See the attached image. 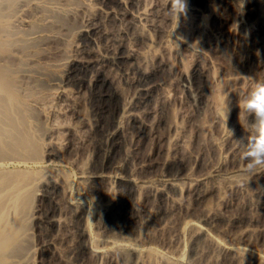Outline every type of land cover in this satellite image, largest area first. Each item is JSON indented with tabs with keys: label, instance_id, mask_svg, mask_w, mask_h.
Returning a JSON list of instances; mask_svg holds the SVG:
<instances>
[{
	"label": "bare ground",
	"instance_id": "bare-ground-1",
	"mask_svg": "<svg viewBox=\"0 0 264 264\" xmlns=\"http://www.w3.org/2000/svg\"><path fill=\"white\" fill-rule=\"evenodd\" d=\"M207 1H214L213 3H218L217 5L224 3V0ZM263 1L264 0H262V3H264ZM245 2L249 9L258 3L257 0H246ZM213 3L209 4L213 5ZM211 5L209 7H211ZM226 5L228 4L226 3ZM214 6L215 5H213V8H210L211 10H209L213 17L212 19L215 21L221 20L224 23L222 26L218 25L217 28L211 27L215 29V32L212 33L211 31L214 41L211 42V44L209 43L210 47L209 45H207L208 48L206 47L208 50H213L211 54H213L215 50H221L220 52H222L228 46L230 47L232 42L230 40V35L233 33L232 31L234 28L236 30L237 39H239L238 42H240V38L242 39L243 37L245 41V33L249 32L248 30L244 32L246 29L244 28L245 25H242L244 23L242 22L244 19L243 15H240L238 18L231 21L232 19H225V17L227 18L228 15L225 17L220 15L221 10L218 6L217 7L219 9L217 12L212 10L214 9ZM240 6L241 4L238 7ZM197 7L188 5L186 15H182L179 18L178 25L176 26L177 29H174L173 25L175 18L170 17L167 13V0H0V264H14L15 261L18 260L16 258L21 259L25 255L26 250L30 253L31 248L27 249V246L29 247V245L26 246L28 243L25 241L28 239L24 238V229L21 231V233L19 231L22 230V228L19 229L18 225L20 224V226L23 227V225H21L22 222L19 223L21 219L17 218L20 214L22 215L25 213L28 205L30 206L29 200H24V194L26 193H24V191L26 190L27 186L30 187L29 185L32 183L29 182L32 181L30 180L31 175L27 173V170L25 171L26 173L19 172L17 170L11 171L8 170L6 166L9 162H13L16 159L27 162L29 159L32 160L33 158V160L35 159V161H39L40 157L42 158V156L35 157L32 156L33 154L31 153L33 152V147L36 145L34 140L37 139L40 133L45 136L47 143L45 145L46 149L44 152L46 156L50 158V160L51 158L55 159V157H58V155L55 153L56 146L65 147L69 151H74L78 147L76 152H74L77 153L78 151L79 156L77 155V157H75V155H72L67 161L61 160V162L71 164L79 173L78 191H76L77 189H73L72 184H70L71 181L68 182V184L66 183V186H64L65 190H63L66 192V196L64 195L66 200L64 202H66L67 206L79 207L80 205L84 204L86 201L85 197L90 193L88 192L87 195H84V191L90 190L92 193L98 192V190L95 191L91 189L92 186H94V189H96L102 185L101 187H105L106 189V191L103 190L105 193L112 194L114 192V196L119 195L120 193L124 194L123 192L128 185H130V187H137L138 190L142 191V202L144 205L139 204L140 209H138V211L142 209L144 213H146V216L144 217L145 219L143 218L142 220L140 214L139 219L142 221L139 220L138 217L134 219L143 223V225L140 223L142 227H138L140 229L138 231H142L144 229L143 226H146L147 228L151 227L154 229V231H151L149 228L150 230L146 229L142 232H139L141 234L138 233V236L135 235V237H133L134 234H131L130 236H132V238L127 235L129 237L127 241H132V249L138 253V256L140 255L139 257H141V264L147 263L145 255H149L151 249L157 250L156 255H158L156 257L160 262L159 264H264V173H260L253 177V179L249 181V184L245 183L243 187L239 185L235 177L239 170L244 166L245 161L242 159L241 153L236 148L234 143L227 138L223 128L221 134H219L220 138L216 142L217 144L219 143L220 147L222 146V148L219 146L217 147L222 150H220L222 153L219 151L220 156L218 159L216 158V161L212 160L211 162L209 160L211 164L210 162H206L207 160L204 162L205 158L203 159L200 154H197L196 156L194 155L196 153H194L191 154V156L194 158L191 160L192 162L194 161L193 165H195V167H199V169H196V171H193V166L192 168L188 167V169L184 168L186 170L180 176H178L179 174L177 176L164 174L166 173V170H164V173L158 172H163V170H158V168L163 162H165L164 160L174 159L172 156L173 153L174 156H176V153L179 157H181L180 154H182L183 149L187 147V141L189 145V143L191 144L195 140L197 142L201 140L200 137L196 136L197 138L191 141L194 138L190 137L192 136L191 133L194 130L192 128L194 127V122L193 119L189 117L188 113H186V109H184L185 100L180 94L181 91L178 87H172L173 98L178 102V104H180L178 113L182 119H178L181 121V124L179 123L181 126H179L177 122L175 126L177 125V128L181 127L184 129V135H178L176 133L177 135L175 134V136L172 137L171 132L173 131L170 132L172 128L168 131L170 132V135L168 133V137L171 136V138L166 140L169 142L170 139H173L170 141L172 143L170 150H166L164 148L165 153L169 151V154L171 153V150L174 152H172V155L165 154V156L167 155L170 157L171 155L172 158H167L166 156L165 158L167 159H162L163 162H159L161 164L157 165L158 161H156V159L158 160V158L156 157L161 152V150H163L162 147L168 143L167 141L163 140V142L165 141L166 143L163 145L161 142V136L158 135V132L155 129L160 127L162 118L164 116H162V114H164L162 113L164 106H162L159 101H163L165 97L164 95L160 96L161 93L157 91L161 83H156L155 81V84L152 83V85H149L147 83H143V79L142 81H137L135 80V75V79H132L130 76V71L125 72L132 79L130 80L132 81L131 84L134 85H132L133 89L132 86L131 88L129 87L132 89V93L128 94L130 92L128 89L127 99L125 97V100H123L124 103L119 107L117 106L118 109L116 108L117 111L115 110L117 112L115 116L116 118L114 119L111 127L107 129L108 131H106L105 136L103 137L106 139L107 148L110 150L109 152H122V149L125 150L126 154H124L123 160L121 161L120 157L122 156H120L121 153L119 152L120 154H116L119 156L120 160L117 158L119 162H117L116 165L112 166L115 158L113 160V157L107 156L111 157L113 161L110 162L108 166H106V163L105 167L102 168L100 165L99 169H95L91 165V168H89L87 164H85L86 161H90L88 158L89 154L86 153L91 152L89 151L91 150L90 148L87 149L88 151L84 150L87 154V157L84 155V152H81L83 156L80 157L81 154L79 151H83L82 149H85L88 145L91 147L93 143L90 144V142L94 141L91 138V131L93 129L91 128L92 125H90L91 123L89 124L90 120H87L80 103L82 95L84 94H82L83 88L88 87L92 90L97 89L104 84H108L109 86V82L107 83L108 77H106V74L111 70L112 67L114 68L115 64L118 65L125 62L128 65V70L136 68L138 65L139 51L142 47L141 45L139 47L137 45V41L141 40L140 38H142V40L145 39L146 41L148 40L152 42L154 46L157 45L156 48L158 49L160 47L162 52L170 50L169 48H171L173 43L172 41H178L183 45L185 50H187V54H189V52H191L193 56H203V54H206L205 48L203 49V47L199 46V43L198 45L193 44L190 41L191 35L187 36L189 34L188 31L191 30H187V28L190 27L187 19L190 20L191 15L192 17L196 18L194 16L196 13V16H200L198 14L200 12V7ZM263 10L264 5H262V11ZM189 12L194 13V15L190 13V18ZM263 14H261V18ZM259 20L261 19L259 18L258 21ZM262 22H264V20ZM194 25L195 24L193 23L192 26ZM193 31L191 33H196ZM197 32V34L202 37V35L199 34V29ZM152 33H154V36H152ZM234 34L235 32L233 35ZM72 35H75L76 37L78 36V38L76 42H72L71 44L70 38H74ZM207 35H210L209 31ZM251 35L250 37L252 38L254 34L253 36ZM258 36H254L255 41L259 39ZM148 41L146 44H148ZM259 43L260 42L257 41L254 42V47L256 46L261 48ZM234 45H237V41ZM250 45L253 44L250 43ZM197 46L200 51L197 49ZM241 46L243 47V44H241ZM254 47L252 46V48ZM172 49L174 50L173 47ZM256 51L254 52L256 53ZM216 52L218 53V51ZM179 53L180 55L182 54L181 52ZM257 54L258 53H256V55ZM145 57L147 59V56ZM158 57L157 59L159 62V67L162 66V64L165 65L162 63L164 60H159L160 57ZM149 58L151 59V57ZM216 58L213 59L215 60ZM255 61L257 62L256 66L258 68L257 73H259V70L260 72L262 71L259 73V78H262L260 75L264 73V61H262V58L259 57V55L255 58L254 62ZM250 63H252V61ZM154 65H156V67L158 66L157 64ZM124 66H126V64ZM204 68L205 67H203V69ZM248 68L247 72L250 74L252 70L250 71L251 68ZM257 68H255V70H257ZM207 69H209V66ZM219 69H221V67ZM245 70L246 68L244 71ZM237 71H240V69ZM53 72L54 74L57 73L55 74L57 75L56 77L51 75ZM220 73L223 75V72ZM220 73L218 75H220ZM240 73H237V75L232 73L234 76L231 75V77H228L229 75L227 74V78L224 79L219 77L222 80L221 86L223 93L226 94V96H229L228 100L229 107L231 105V110L229 113L228 126L231 125L235 127L234 139L241 138L243 133L242 128H237L235 126L237 125L235 118L237 117V114H240V110L237 107V100L247 93L252 84L251 80L241 77L247 76L246 71L245 74ZM253 75L251 76L254 77ZM262 75L264 77V74ZM51 76L55 78L52 79ZM122 76L126 78L125 75L122 74ZM120 78L122 79V77ZM219 78L217 80H219ZM127 82L129 83L128 78ZM68 85H71L72 90L74 89L72 87L74 85L77 90L74 89L73 93H70L69 90L71 88L69 86L68 89ZM243 85L245 86V89ZM163 92L164 91L162 89V93ZM55 99H57V101L59 99L61 103L59 102L60 104L58 107H56L58 104L57 103L54 106L56 108H53V103L51 102ZM165 100L162 102L163 105L165 104ZM216 105L214 106L215 109ZM222 105L223 104L220 106V104H218V113L214 117L211 116L213 119V121H210L211 126L215 122H221V110L223 108ZM37 118L40 119V121H42V118L46 120V132L43 130L38 133L37 129H35V127L38 128L37 126L40 122L38 120L39 122L37 123V126H34V121L37 122ZM189 118L192 120L191 122L188 121ZM190 126L193 129L192 131ZM219 126H221V124ZM188 127L191 131L190 134L188 133ZM174 128L176 129V127ZM130 129H132L133 133H135L134 135H132L133 133L131 134V132V135H129L128 132ZM207 129L212 130L209 128ZM159 132L162 133L161 131ZM195 134L196 133L194 132V136ZM150 136L154 137V143L151 142L153 145H151L153 151L150 147H148L150 141L147 139L152 138ZM165 136L167 138V135ZM211 137L214 136L211 135ZM155 138L158 139L155 140ZM38 141L37 143L39 144ZM147 142L148 144H146ZM170 142L166 146L169 147ZM213 142H215V140H213ZM161 143L163 146H161ZM144 146L145 148L148 147L151 152L148 149L144 151ZM34 149L36 150L35 147ZM142 150L144 152L149 151L147 154L144 153L145 158L142 157ZM197 150L194 149L193 151ZM103 151L106 152L107 150ZM197 152L199 153V151ZM45 154L43 153V155ZM108 155H110V153ZM112 155L116 157L115 154ZM162 155H160L161 157L159 158V161H162L161 158L164 156ZM191 156L190 158H192ZM141 157L145 159L144 161H148L145 163L142 161L143 159ZM85 158H88V160L85 161ZM183 158L184 156L181 157L182 161ZM149 161L150 164L148 163ZM143 163L145 166H147L146 164L150 165L148 167V171H145L146 168ZM170 163L171 162H169V164ZM189 163L191 162L188 161V165ZM206 163L209 165L207 166ZM185 164L187 165L186 162ZM202 165H206L207 167H203L204 169H201ZM126 166L130 167V169H126ZM156 166L158 168H155ZM53 167L57 166L55 165ZM61 167L51 170H43L42 168V174H39L35 180L37 181L38 179L39 185L42 184V186H48L49 184L61 186L69 180L64 179L63 173L61 172ZM32 177L34 176L32 175ZM175 187L179 188L181 191L180 195H182L180 197L183 198L177 197L179 198L177 199L174 198L175 196L173 194H171V190ZM27 191H29V189ZM112 195L110 200L113 199ZM142 196L140 195L141 198ZM153 197H156V199L158 198V203L153 202ZM102 199L101 202L98 200L101 205L98 204L100 205L98 206L99 208L96 207L97 212L95 210L94 212L89 211L90 213L87 211L89 213L88 218L86 217V220L88 221L86 222L87 226L92 215H96L98 212H101L104 205L107 204L103 210L108 207V202H106L107 199L103 201ZM113 201L116 200L114 199ZM168 201H170L172 204V206H170L171 210L174 211L175 208L180 207L179 209L185 211V215L183 216L180 214L183 217L179 215V218H181L180 220L177 218L179 222L172 226V231L169 229L171 231L169 234L172 233L173 236H170L171 238L169 239L168 234L167 240L169 239V241H167L165 244L163 243L165 246H163V244L160 245L163 246L162 248H158V241L155 240V238L164 227L166 228L167 225L164 226L163 224L170 220L166 219L168 218L166 216H168L169 213H167L168 211L164 209L165 207L163 208V206L168 207L167 205H170V202L169 204H165L168 203ZM191 204L194 206L193 211L191 210ZM155 205L158 207V210L156 208L155 213L152 214L153 212L151 213L150 210L154 206V211L156 207ZM141 206L144 207L141 208ZM241 207H244L245 210L247 209L250 211V213H252L251 216H247L246 218L243 217L244 215L241 216L238 214L239 212H237L236 209L239 211L238 208ZM196 208L199 210V214H196ZM33 212V216L37 217V208L36 211L34 210ZM149 212L151 214H148ZM169 212L172 213L170 210ZM136 213H138L137 209ZM182 213L184 214V212ZM23 216L25 215H22V218H25ZM59 216L60 217L57 218L56 223H58L60 227L69 223L68 219H66L64 216ZM175 217H177V214ZM177 219L175 218V220ZM172 221L173 220H171V224H173ZM98 234L95 236L96 238L99 237L98 239H95V237L91 238L92 252L96 254L97 259L99 258L102 264H117L118 259L117 261L115 260V256H117L115 254L118 240L114 239L115 237H111L110 234L102 235L100 233L102 237L98 236ZM156 239L160 238L157 237ZM163 240L161 241L164 242ZM44 244L47 245V247L49 246L50 249H58V242L54 240ZM152 262H154V260Z\"/></svg>",
	"mask_w": 264,
	"mask_h": 264
},
{
	"label": "rangeland",
	"instance_id": "rangeland-1",
	"mask_svg": "<svg viewBox=\"0 0 264 264\" xmlns=\"http://www.w3.org/2000/svg\"><path fill=\"white\" fill-rule=\"evenodd\" d=\"M226 1L224 0V3L225 4L222 3L221 4L222 6L219 4L221 6L220 7L219 5H217L218 3L217 4L216 3H213L214 1H210L209 2L207 0H204V1L203 0H187V5L194 6V7H197L198 6V7H200L199 11L200 12L202 11L201 14H200V12L198 13L201 17L198 16V15L196 16L197 13L194 15L193 12H189V18H190V15L193 14L197 19L194 18V17H192V15H191L190 20L187 19V21L190 24V25L187 24V25L190 26V27L187 28V30H190L191 29L190 31H188L189 34L187 33L188 34L187 36L191 35L190 41L193 44L198 45V43H199V46L203 47V49L205 48V53L206 54H203L204 57L203 56H197V55H194L193 56V54L191 52H189V54H187V50H185V48L183 47V45L180 42H178V41H172L173 42L172 43L173 46L171 45V48H169L170 50L168 49L169 51H163L162 52L160 47L158 49L156 48L157 45L154 46L152 42H150V41L147 40L148 41V44H149L148 45V44H146L147 41L145 39H143L144 40L143 41L142 38H140L141 40H138L137 41L138 43L137 42L136 43H137L138 47L140 45L142 46L140 48L141 49L140 51H142L143 53L139 51V55H138L139 56L138 65L136 66V68L131 69V70H128V65L125 62L120 63L121 65L120 64H118V65L115 64L114 65V68L112 67L111 70L108 71L107 74H106V77H108L107 78V80H108L107 83L109 82V86H108V84L107 85L104 84V85H101L99 88L92 89V90L90 88H88V87L87 88L86 87L83 88L82 94L83 93L84 94L82 95V98H81V102L80 103H81L82 109H83V111H84V113H85V115L87 117V120H90L89 121V124L91 123L90 125H92L91 128H93V129L91 131V134H92L91 135V138L94 141H91L90 142V144L93 143V145H91V147H89L90 145H88L85 149H82L80 147L83 151H79V152L81 154L80 157L83 156V154H82L83 152H84V155L86 157H87V154H89V157L88 158L90 159V161L87 162L86 160H88V158L87 159L85 158V161H86L85 164H87V166L89 168H91V166H92L95 169L96 168L99 169L100 168L99 167L100 165L103 168V167H105V164L106 163H107L106 166H108V164H110V162H112L114 160V158H115V160L113 161L114 163L113 164L111 163V164H112V166L116 165L117 162H119V160H120L119 159V156L116 153H118V154L121 153L122 155L120 154V156H122V157H120V158H121V161L123 160L124 154H126L125 153V150L122 149V152L124 151L123 153L120 152V151H119L120 153L119 152H112V151L109 152L110 150H108V148H107L106 139L103 138V137L105 136L106 131H108L107 129H109L111 127V125L114 122V119L116 118L115 117L116 114H117L116 111L118 109L117 106L119 107L120 105H122L124 103L123 100H125L124 98L126 97V99H127L128 94L132 93V89H133V86L134 85L131 84L132 83L131 80L132 79H135V77H136L135 80L142 81V79H143L142 82L143 83H147L149 85H152V83L155 84V81H156V83H161V85L158 87V90L157 91L159 93H161L160 96L161 95L162 96L164 95L165 98L163 99V101L166 99L164 105L162 104V102H163L162 100L159 101V103L162 106H164L163 112H162V113H164V114H162V116L163 115L164 116H163L162 121H161L162 127L160 125V127H157L155 129L158 132V135L161 136V142L163 143V145L166 144L165 141L168 142V140H166V139L171 138V136L168 137V133L170 135V132L171 131L174 132V135H173V132H171L172 133L171 134L172 137L175 136L176 133L178 135L179 134L180 135H184V132H183L184 129H182L181 127L177 128V125L175 126L176 122H177V124L179 126H181L180 125L181 124V121L178 120L180 118V116H179L180 114L178 113L179 112V109L178 108H180V106H179L180 104H178V102L175 101L174 98H173V90H172V87L173 86H176V87H178L180 89V91H181L180 94L182 95L183 99L185 100V108L184 109H186V113H188L189 117H191V119H193V122H194L193 123L194 124L193 126L195 128L192 127L194 130L190 126L191 131L193 130L192 133L189 130V127H188V131H189L188 133L189 134L191 133V135H192L190 137H192V138L194 137L191 141H193L194 139H196L197 138L196 136L200 137V139H201V140L198 139V140H200L198 142L195 140L197 143L195 141H193L192 142L193 144L192 143L191 144L189 143V145L187 143L188 141L186 142L187 145L186 144L185 145L187 147H185L183 149V151H182V154L183 155L180 154L181 157L184 156V158H183V161L184 162L182 161L181 157H179L176 153H175L176 156H174V153L172 155V152H174L173 150H171L170 151L171 153H169V154H171L175 160L174 159H171V160L167 159V158H172L171 155H170V157H168L166 155L167 158H165L166 157L165 154H168V152H169V151L168 152L166 151L167 153H165V149L166 150L167 149L170 150V147H171V144H172L170 141H172L173 138L169 140V142H170L169 147L166 146V145H168L169 142L166 145H164V146L161 143V146H163L162 149L164 150V151L161 150V152L163 151L164 153L163 152L162 153L160 152L158 154L159 157L158 156L156 157V158H158V160L156 159V161H158L157 162V165L161 164L163 162L164 158L167 159V160H164L165 162L166 161L167 162L166 163L163 162L159 166V168L157 166L155 167V168H158V170H161V171L163 170V172L158 171L159 173H164V170H166L165 171L166 173H164V174H168L170 176H177L179 174L178 176H180L181 174H183L185 172L186 169H184V168H187L188 169V167L192 168L193 166H194L192 168L193 171H196V169H199V167H197V166L195 167V165H193L194 164V161L192 162V160L194 158L191 156V154H194V153H196V154H194L196 156H197V154H200L203 159L205 158L204 159V162H205V160H207L206 162L209 163L210 161L212 162V160H215L216 161V158L218 159V157L220 156L219 153L222 150L219 149V148H217L219 146V143L217 144L216 142L220 138L219 137V134H221V131H222L223 126H222V122H220V123H216L215 122L211 126L210 125V123H211L210 121H213L212 117H214L218 113L217 112L219 110L218 104H220V106H221V104L224 105V102H225L224 99L226 97V94L223 93V89H222V86H221V82H222L221 79L222 78L223 79L224 78H227L226 76H228V75H229L228 77H231V75L234 76V74L237 75V73L239 74L241 71H243V72H241L242 74H245V71H246L247 76H251L254 73L253 76L256 77L257 79H264V77L262 75L264 73H262L260 75V77H262V78H259V73H261L262 71L260 72V70H259V73H257L258 72V68L256 66L257 65V62L256 61L254 62L255 58L258 55H259V57L262 58V61H264V58H263L264 57V22H262L264 20V17H263L264 16V14H263L264 13V10L262 11V5H264V3H262V0H260V1L257 0L258 3H256L255 6L252 7L253 9L252 8L249 9L246 6L247 5L246 2H245L246 0L245 1L244 0H226ZM236 2H237V4H236ZM209 3H213V5H215L214 6V9H212V10H214V11L217 12L218 9L220 8V10H221L220 12L221 13L222 12H225V13H222V14L219 12L221 16H224L225 17V16L228 15V17L227 18L225 17V19H232L231 21H233L236 18H238L240 15H243L244 19H243L242 22H244V23L242 25H245L244 28L246 29V30H244V32L247 31V30L250 32V33L247 32L249 34L245 33V41H244V37H243L242 38L243 40L240 38V42H238L239 39H237L236 30L234 28V30L232 32L233 33L235 32V34L233 35V33H232L231 34L232 36L230 35V40L232 41L231 44H230V47L228 46L222 52H220L221 50H215L214 53L211 54L213 50H210V49L208 50L207 49L208 48L207 45H209V47H210L211 42L214 41L213 40V36L211 34L213 32H215V29L214 28H211V27H216L217 28L218 25L219 26H222L224 22H222L221 20L215 21L214 19H212L213 17L210 14L211 12L209 10H211L210 8H213V5H211ZM226 3L228 5H226ZM238 4L239 5L241 4L242 7L241 6L238 7L239 6ZM210 5H211V7H209ZM223 8H225V9H223ZM241 8H242V10H241ZM215 9H217V10H215ZM243 9H244V11H243ZM237 10H238V12H237ZM241 11H243V12H241ZM261 14H263V16H262L263 19L261 18ZM210 15H211V17H210ZM198 17H199V19H198ZM259 18L261 20L258 21ZM193 23L195 24L194 26H192ZM174 26L175 27L177 26L176 20L174 21L173 28L174 29H177V27L175 28ZM254 28H255V30H254ZM195 29L197 31L199 29V34L202 35V37L197 34L198 32ZM201 29H203V30H201ZM256 29H259V30H256ZM193 30L196 33H191ZM208 31L210 33L209 36L207 35L208 34ZM211 31H212V33H211ZM258 32H259V34H258ZM255 33H257V34H255ZM153 34L154 33H152V36H154ZM253 34H254V36H256V35L258 36L259 35L258 36L259 39L256 40V41L257 42H260L259 44L261 45L260 46L261 48H258L256 46L254 47V42H256V41H255V37L253 36ZM250 35L253 36V37L251 38ZM73 36H74V38H70L71 39L70 40L71 44H72V42L73 43L76 42L77 41V38H78V36L76 37L75 35H72V37ZM194 36L195 37L197 36V37L195 38ZM192 37H193V39H192ZM204 37H205V39H204ZM195 39H198V40H195ZM247 39H250L251 41L252 40L253 41L251 42L250 40H247ZM234 41H235V43H234ZM236 41H237V45H236L237 47L234 45V44H236ZM248 41H250V42H248ZM203 42H205V43H203ZM241 42H243V43H241ZM239 43H240V45H239ZM250 43H252L253 45H250ZM241 44H243V47L241 46ZM255 44H257V43H255ZM145 45H147V46H145ZM252 46L254 48H252ZM172 47L174 48V50L172 49ZM256 50H258V51H256ZM206 51H208L210 53H208ZM216 51H218V53ZM254 51H256V53H258V54L256 55V53ZM171 52H173V53H171ZM179 52H181L182 54L180 55ZM254 53H255V55H254ZM160 54L162 56H164V57H162ZM157 55L158 56L160 55L159 56L160 58ZM177 55H178V58H177ZM145 56H147V59H146ZM148 56L151 57L152 61H151V59ZM156 56L159 58V60L163 59L164 61H162V63H164L166 66L162 64V66L159 67V62H158V59H157ZM246 56H248V57H246ZM212 57L213 58H216V59L214 60ZM155 59L157 60V62H156ZM165 61H166V63H165ZM251 61H252V63H250ZM253 62H254V64H253ZM199 63H200V65H199ZM125 64H126L127 67L124 66ZM154 64H157L158 66L156 67V65H154ZM251 65L253 66V68H252ZM152 66H154V67H152ZM208 66H209V69H207ZM219 66L221 67V69H219L220 68ZM203 67H205V68L203 69ZM243 67L246 68L245 71H244L245 68H243ZM121 68H122L123 71L121 70ZM247 68L248 69L251 68L250 71L251 70L253 71V72L251 71L252 73L250 72L251 75L248 74L249 72H247L248 71ZM255 68H257V70H255ZM155 69H157V70H155ZM238 69H240V71H237ZM218 70H219V72H218ZM234 70L237 71V72H235ZM125 71L126 72L130 71V76L132 77V79H131L130 76H128L126 74ZM123 72H125V73H123ZM220 72H223V75ZM229 72H230V74H229ZM219 73H220V75H218ZM232 73H234V74H232ZM55 74H57V73H55ZM55 74H54V72H53V74L51 73V75H53V76L56 77L57 75H55ZM122 74L125 75L126 78L124 76H122ZM134 75H135V77H134ZM149 76H151V77H149ZM55 77H52V79L55 78ZM112 77L113 78L115 77V78L113 79ZM120 77H122V79ZM215 77H216V79H215ZM127 78L129 80V83L127 82ZM218 78H219V80H217ZM171 81H172V83H171ZM69 86L71 88V85H68L67 86L68 89H69ZM131 86H132V89H130ZM72 87L77 90V88L74 87V85ZM128 89L130 91L129 93H128ZM162 89L164 91L163 93H162ZM244 89H245V86H244ZM73 90L71 88L69 90V92L70 93H73ZM122 91H124V92H122ZM74 94H75V91H74ZM126 94H127V96H126ZM215 95H217L218 97L215 96ZM53 101H55V102H53ZM53 101L51 102V103H53V108L58 107V105L61 103V101L59 99H58V101H57V99H55ZM216 103H217V105H216ZM55 105H56V107H54ZM215 105H216V109L214 107ZM230 107H231V105H230ZM215 110H216V112H215ZM208 114L209 115L211 114V115L209 116ZM212 114H214V115H212ZM233 115H234V113H233ZM238 115L239 114H237V117L235 116L237 118V119L235 118V122H237L236 123L237 125H235V126L237 128H242V130H243L242 137H243L244 134H245L244 133L245 130L241 126L240 122L241 123L243 122L245 124V129L246 130H247V123H246V121L244 119V114L243 113L240 114V122H238L239 121V116ZM181 119L182 118H180V120ZM191 119L189 118L188 121L191 122L192 121ZM36 120H37V122L34 121L35 122L34 123V126L35 125L37 126V123L40 121V119H38V118ZM41 120L42 121H40L38 123V126H37L39 129L35 127V129H37L38 133H40V131H43V130H44V132H46V124H47V123L45 124L46 120L43 119V118ZM189 123H188V125H189ZM39 124H40V126H39ZM220 124H221V126H219ZM173 126L176 127V129ZM210 126L213 127V128H211ZM228 127L229 128L232 127L231 129H234L235 130V127L234 126L229 125ZM207 128L212 129V130H208ZM178 129H179V131H178ZM169 130H170V132H168ZM159 131H161L162 133H160ZM130 132H131V134L133 133L132 129L129 130V132H128L129 135H131ZM194 132L196 133L195 136H194ZM134 134L135 133H133L132 135H134ZM162 134L167 135V138H166L165 135H162ZM189 134H188V136H189ZM211 135H213L214 137H211ZM43 136L44 135L40 133L39 136L37 137V139L39 141L37 139L34 140V142L36 144L34 147L36 148V150L33 147V149H32L33 152L31 151L32 152L31 154H33L32 156H35V157L42 156V158L40 157L39 161H35V159L33 160V158H32V160L29 159L27 162L22 161V160H19V159H16L13 162H9L7 164V166H6L8 168V170H11V171L12 170L13 171L17 170L19 172H23L24 173L27 170V173L31 175V179L30 180H32V181H29V182H32L29 185L30 187L27 186V188L29 189V191H27L28 190L27 188H26V190L24 188V190H25L24 193L26 192L24 194L25 195L24 200H26V201L29 200L30 206L28 205V208H26V211H25L26 214L25 213L22 214V215H25V216H23L25 218H22V215L21 214L17 218V219H19V218L21 219V221L19 223L22 222L21 225H23V227L20 226V224L18 225L19 226V229L22 228V230H19L20 233L24 229V231H23L24 234H25L24 235V238L25 239H28V240L25 241V242L28 243V244L25 243L26 246L29 245V247L27 246V249H30V248L31 249H30V253H29V251L27 252V250H26V253L27 254L25 253V255L21 259L20 258H16L18 260L14 259V260H16L14 264H100L101 263L100 262V259L99 258L97 259L96 254H94V252H92V249H91V238L97 236V234L99 232L102 235H105V234L109 235L110 234L111 237H113V238L115 237L114 239L118 240V244H117V248H116V254H115V255H117V256H115V258H116L115 260L117 261V259H118L117 264H118V262H119V264H141L140 263L141 257H139L140 255L138 256V253L132 249V247H131L132 241L131 242L130 241H127V239H129V237L132 238V236H130L131 234H134L133 237H135V235L138 236V233L139 232H142L143 230H146V229H149V228L151 229V231H154L153 228H151V227L147 228L146 226H143L144 229L142 231H138V230H140L139 228L142 227L140 225L141 221L146 216V213H144V211L142 209L139 210V211L142 212L144 214V216H143L142 213H140L138 211V209H140L139 206L140 205H144L143 202H142L143 201V196H142L143 194H141L142 191L141 190H138L137 187H130V185H128L125 188V191L123 192L124 194H122V193H120L119 195H116L115 194L117 196L116 197V196H114V192L112 193L113 195L110 194V193L109 194L108 193H105L103 190L106 191V189H105V187H101L102 185H100L101 188L100 187H97L96 189H94V186H92L91 189H93L95 191L98 190V192L92 193L90 190L84 191L83 192V194L85 193L84 195H87L88 192L92 193V194L89 193L85 197V200L86 201H85L84 204L80 205L79 207L78 206H76V207L75 206L74 207L67 206L66 205V202H64L66 200V197H65L66 196V192L64 191L65 190L64 189L65 188L64 186H66V183L68 184V182L71 181L70 184H72L73 189H75V190L77 189L76 191H78V187H79V180H78L79 177L78 176H79V173H78V171L71 164H68L66 162H61V160H66L67 161V160H69V158H71L72 155L73 156L75 155V157H77L78 151H77V153H75V152H76V149H78V147L74 150L75 151L74 152L73 150L72 151H69L68 149H66L65 147H62V146L61 147L56 146L55 149L57 151L55 150V153L58 155L59 158L58 157H55V159L54 158H51V160H52L51 161L50 158H48L46 156L45 152H44L45 149H46V146L45 145H46L47 142L45 140V136L44 137ZM92 136H95V137H92ZM162 136H164V137H162ZM208 136L211 137V138H209ZM150 137H152V136H150ZM157 139L158 138H155V140H157ZM147 140L150 141L148 147H150L152 149V151H153V148L151 147V145H152V143H154L153 142L154 141V137L149 138ZM163 140H165V141L163 142ZM213 140H215V142H213ZM37 141L39 142V144L37 143ZM148 142L146 144H148ZM155 143H156V141H155ZM148 147L145 148V146H144L143 147L144 151H146L147 149L150 150ZM80 148H79V150H80ZM88 148L91 149V150H89V151L92 152V153L90 152L91 155H90L89 152H86L87 154L85 153V151H88L87 150ZM220 148H222V146ZM192 149L193 150L194 149L195 150L198 149L197 151H199V153L197 151H193ZM103 150H107V151L104 152ZM191 150H192V152H191ZM144 151L142 150V152H143L142 155L143 156L142 155L141 156L145 158L144 153L147 154L149 151L148 152H144ZM107 152H109L110 155H108L109 153H107ZM150 152H151V150H150ZM37 153H39V154H37ZM43 153L45 155H43ZM104 153H106V154H104ZM112 154H115L116 157H114ZM160 155L163 156L161 158V160L163 159L162 161H159L160 160L159 158L161 157ZM44 156H46V157L43 158ZM107 156L113 157L112 158L113 160L111 159V157H107ZM190 156L192 158H190ZM144 158H142L143 159L142 161L145 160ZM147 161L148 160H146L144 162L146 163ZM168 161L171 162V163L169 164ZM178 161H180V162H178ZM188 161L191 162V163H189V165H188ZM159 162H161V163H159ZM185 162L187 163V165L185 164ZM211 162H210V164H211ZM148 163L150 164V161ZM208 163H206L207 166L209 165ZM166 164H169V165H166ZM203 164H205V163H203ZM55 165L57 167H61L62 166L61 167V172L63 173L64 179L65 180L69 179V180L66 181L64 184H62L61 186H57V185H53V184H49L48 186L47 185L42 186V184L39 185L38 179H37V181L35 180L38 177V175L39 174H42L43 170H45V169H50L51 170V169L57 168V167H53ZM95 165H96V167H95ZM146 165L147 166H145V164H144V166L146 168L145 171H148V167L150 165H148V164H146ZM207 166L206 165H202L201 166L202 167L201 169H204ZM163 167H164V169H163ZM11 168H13V169H11ZM18 168H19V170H18ZM42 168H43V170H42ZM127 168L130 169V167L126 166V169ZM160 168H162V169H160ZM33 172H35V173H33ZM32 175L34 177H32ZM32 178H34V179H32ZM77 184H78V186H77ZM31 185L33 186V188H32ZM74 185H76L77 187L74 186ZM102 188H104V189H102ZM131 188H133V189H131ZM171 192H172L171 194H173L175 196L174 198H177V197L182 196V195H180L181 194V191L177 187L173 188L171 190ZM125 194H126V196H125ZM111 195H112V198L113 199L110 200ZM140 195L142 196V198L140 197ZM119 197H121V198H119ZM102 198H104V199H102ZM153 198H154L153 199V202L158 203V198L157 199H156V197H153ZM180 198H183V197H180ZM101 199H102V201L107 199L106 202H108V207L105 210H103L107 206V204L106 205L103 204V203H106V202H103L102 203L104 205V207L102 208V211L103 212L101 211V212H98L96 215H92L91 219L89 220L88 226H87L86 225L87 224L86 222H88V221L86 219L88 218L89 213L91 211L94 212V210L97 212V208L96 207H98V206L101 205L100 204ZM114 199L116 201H113ZM140 199H142V200H140ZM177 199H179V198H177ZM98 200H100V202H98ZM169 202L170 201H168V203H165V204H169ZM98 204H100V205H98ZM134 204H136V205H134ZM192 205L193 204H191V206ZM167 206L169 208L166 207V206H163V208L165 207L164 209L168 211V212L167 211L166 212L170 214V215L168 214V216H166V217H168L166 219L167 220L170 219V220H168L169 222L168 221L167 222L164 221L166 223H164L163 225L164 226L165 225H167V226L169 225V226H168V228H167V226H166V228L164 227L165 230L163 228L159 232V234L157 236L161 240L164 239L163 240L164 242H162L160 239H156L157 237L156 238L153 237V238H155V240L158 241V245H157V247L159 246L158 248H162L163 246H165L164 244L167 241H169V239L171 238L170 236H173L172 233H170L171 234L170 235L169 232L172 231V229H171L172 226H174V224L176 225L179 222V220L181 219V218H179V215L180 214H182L183 216L185 215V211L182 210V209H179L180 207L179 208H175V210L178 209L176 211L175 210L174 211L171 210V207H170V206H172L171 202H170V205H167ZM68 207H70V208H68ZM143 207L141 206V208H143ZM36 208L38 210V212L36 214L37 217H34L33 216V214H34L33 211L34 210L36 211ZM92 208H94V209H92ZM153 208H154V206L150 210L151 213L153 212L152 214L155 213L156 208L158 210V207L157 206L155 207V210L154 211H153ZM136 209H137V212L138 213H136ZM238 209H239V211L237 209H236V211L239 212L238 214H240L241 216L244 215L243 217H246L247 218V216L250 217L251 214H252L247 209L245 210L244 207H241V208H238ZM134 210H135V212H134ZM169 210L172 211V213L174 212L175 214L174 213L172 214L171 212H169ZM191 210L192 211L194 210V206L191 207ZM87 211L88 212L90 211V212L88 213ZM177 211L179 212V214H178ZM180 211H181V213H180ZM150 212L148 214H151ZM182 212H184V214ZM195 212H196V214L197 213L198 214L200 213L199 210H197V208L195 209ZM82 213H83V215H82ZM140 214H141L142 220L139 219L140 218ZM171 214H172V217H174V218L171 217ZM176 214H177V217H175ZM59 215H62L66 219H68V222L69 223H67V225H65V226L60 227L58 225V223H56L57 222V218L60 217ZM173 215H175V216H173ZM182 215H180V216L183 217ZM136 217H138V219L141 220V221L135 220L134 218H136ZM175 218L176 219L178 218L179 220L178 219L175 220ZM171 220H173L172 221L173 224H171ZM135 222H137V223H135ZM141 224L143 225V223H141ZM136 226H137V228H136ZM68 227H70V228H68ZM25 230H26V232H25ZM100 233L98 234V236L102 237L100 235ZM139 234H141V233H139ZM163 234H164V236H163ZM159 235H160V237H159ZM167 235L169 236L168 237L169 238L168 240H167ZM125 237H128V238H125ZM98 238L99 237H97V238L95 237V239H98ZM51 240H54V241L58 242V245H57V248L58 249H50L49 246L47 247V245L44 244V243L49 242ZM62 240H63V242H62ZM64 241H65V243H64ZM72 243H73V245H72ZM127 243L128 244L130 243V244L128 245ZM162 244H163V246H160ZM59 246H61V247H59ZM68 247H69V249H68ZM117 251H119V252H117ZM156 251L157 250H155V249H151L149 255H145L146 256L145 258L147 259V263L146 264H157V263L159 264L160 263L158 261L157 257H156L158 255V254L156 255V253H157ZM27 257H28V259H27ZM29 257H31V258H29ZM153 260H154V262H152ZM148 261H150V262H148Z\"/></svg>",
	"mask_w": 264,
	"mask_h": 264
},
{
	"label": "clouds",
	"instance_id": "clouds-1",
	"mask_svg": "<svg viewBox=\"0 0 264 264\" xmlns=\"http://www.w3.org/2000/svg\"><path fill=\"white\" fill-rule=\"evenodd\" d=\"M187 7V0H167V13L170 17L175 18L177 25L179 18L182 15H186ZM197 49L200 51L198 46ZM241 77L252 81L247 93L237 100L240 114H244V119L247 123L245 135L239 139H234L235 130L228 127L231 110L229 107V96L225 97L221 110V122L227 138L234 143L245 161L244 166L235 177L239 185L243 187L245 183L249 184L253 177L264 173V79H257L252 76ZM240 124L245 130V124L241 122Z\"/></svg>",
	"mask_w": 264,
	"mask_h": 264
}]
</instances>
